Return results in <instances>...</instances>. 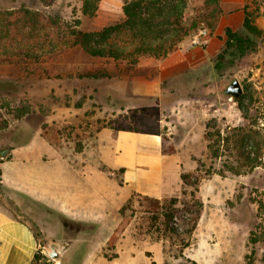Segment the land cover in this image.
Here are the masks:
<instances>
[{"label":"rangeland","instance_id":"374dc122","mask_svg":"<svg viewBox=\"0 0 264 264\" xmlns=\"http://www.w3.org/2000/svg\"><path fill=\"white\" fill-rule=\"evenodd\" d=\"M93 1L94 15L83 13L84 0H0V8L26 4L85 31L123 19V0ZM190 4L187 15L212 10L205 0ZM222 8L213 29L203 21L195 32L206 27V43L193 44L190 37L180 45L206 52L213 37L210 53L165 79H156L157 65L130 69L126 61L95 57L80 46L40 63H0V205L37 236L41 257L32 264H246L253 248L255 264H264V240L251 242L264 236V146L260 165L241 167L236 160L226 163L223 144L214 159L206 137L214 122L223 136L252 126L264 139V0H225ZM246 12L262 29L257 49L219 65L226 28L244 34ZM149 58L155 57L142 59ZM106 69L112 77H92ZM141 78L156 79L157 93H138L133 85ZM234 79L249 93L246 111L226 92ZM119 126L159 131L181 176L194 173L195 179L201 163L200 176L210 172L198 190L182 182L180 192L167 197L168 222L138 203L114 164ZM192 190L202 203L194 229ZM51 240L69 244L58 260L44 253Z\"/></svg>","mask_w":264,"mask_h":264},{"label":"trees","instance_id":"16d2710c","mask_svg":"<svg viewBox=\"0 0 264 264\" xmlns=\"http://www.w3.org/2000/svg\"><path fill=\"white\" fill-rule=\"evenodd\" d=\"M205 4L212 7L210 13H197L193 9L195 14L187 15L190 10V0H123L124 17L121 21L89 31L62 23L57 17L45 14L39 9H33L26 4L16 8H0V63L20 64L23 61L40 63L47 55L80 46L95 57L109 58L116 62L126 61L130 69H133L141 57L152 56L157 59L167 57L172 50L190 38L203 21L213 29L216 15L222 11L221 0H205ZM96 10L97 5L93 0H84L83 13L94 15ZM244 27L246 29L244 34L233 31L231 27L226 28V45L218 57V64L227 57H241L257 49L255 38L262 34V29L254 22L253 13L246 12ZM92 77H112V74L106 69ZM248 98L249 93L246 89L240 97L235 98L242 111L248 109L246 106ZM27 112L28 110H21V113ZM18 116L22 117L23 114ZM214 126L215 123L210 122L208 127L211 130L206 133L208 147L214 159L220 157V147L223 144L227 147L226 163L236 160L241 163V167L249 168H255L262 163L261 149L264 146V139L255 136L261 132L252 130V126L249 129L236 126L223 136L221 130H215ZM117 129L140 132L138 129L123 126ZM150 133L160 134L157 130H152ZM204 166L205 163H201L197 167L199 176L195 179H193L194 173L182 174L183 182L198 190L200 180L210 175L207 171L200 176ZM120 171L123 172L124 168H120ZM237 171L239 173L240 170ZM191 194L192 199L194 198L192 206L196 208V211L190 208L188 211L193 214L192 228L194 229L202 214V203L195 199V191L192 190ZM135 195L138 203L147 212L163 213L168 222L169 216L172 215L170 212L172 202L168 203L167 197L156 198L141 193H135ZM121 227H124L123 222ZM117 238L118 234L114 233L109 240V245L114 246ZM263 240V235L251 237V242L254 244ZM255 256L256 250L253 248L251 254L246 256V264H255ZM40 257L35 253L31 264ZM43 257L48 258L46 255Z\"/></svg>","mask_w":264,"mask_h":264},{"label":"crops","instance_id":"0c3cea01","mask_svg":"<svg viewBox=\"0 0 264 264\" xmlns=\"http://www.w3.org/2000/svg\"><path fill=\"white\" fill-rule=\"evenodd\" d=\"M222 1L225 0H221V13ZM215 43L216 39L212 37L206 52L198 46H180L165 58L144 61L141 57L137 66L157 65L159 74L156 79H165L187 70L188 65H196L205 53H210ZM156 79H138L133 88L138 93L156 94ZM113 161L117 167L124 168V180L134 193L163 198L180 192L183 182L180 171L166 157L163 138L159 134L118 130ZM38 245L34 232L21 217L0 205V264H31Z\"/></svg>","mask_w":264,"mask_h":264},{"label":"water","instance_id":"95a60500","mask_svg":"<svg viewBox=\"0 0 264 264\" xmlns=\"http://www.w3.org/2000/svg\"><path fill=\"white\" fill-rule=\"evenodd\" d=\"M243 86L238 79H234L227 87L226 92L231 97L238 98L243 93ZM69 244L64 241L51 240L44 244V253L53 260H58L68 249Z\"/></svg>","mask_w":264,"mask_h":264},{"label":"built area","instance_id":"2783aa9c","mask_svg":"<svg viewBox=\"0 0 264 264\" xmlns=\"http://www.w3.org/2000/svg\"><path fill=\"white\" fill-rule=\"evenodd\" d=\"M209 31L206 27H202L199 29L197 33L191 36V42L193 44H203L207 42V36Z\"/></svg>","mask_w":264,"mask_h":264}]
</instances>
